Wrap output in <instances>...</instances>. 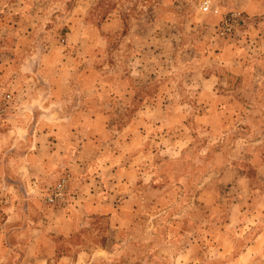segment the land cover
Wrapping results in <instances>:
<instances>
[{
	"label": "rangeland",
	"instance_id": "374dc122",
	"mask_svg": "<svg viewBox=\"0 0 264 264\" xmlns=\"http://www.w3.org/2000/svg\"><path fill=\"white\" fill-rule=\"evenodd\" d=\"M258 1L0 0V26L10 27L0 28V148H12L0 155L1 173L20 177L30 140L38 148H54L50 141L96 148L102 158L138 148L123 159L128 164L142 152L132 177L138 186H126L119 167L90 169L92 191L102 176L114 195L138 204L119 209L127 214L123 232L110 228L109 217L85 215L78 232L54 239L58 253L74 258L110 239L111 254L92 264H264ZM19 3L30 6L25 26L32 25L33 40L2 55L19 44ZM44 44L52 45L45 60ZM30 47L38 56L28 57ZM48 81L62 84L52 90ZM34 162L29 193L5 175L0 181V264H43L29 246L32 219L69 210L85 183L84 169L41 174ZM59 184L62 196L48 203ZM53 246L45 237L38 256Z\"/></svg>",
	"mask_w": 264,
	"mask_h": 264
},
{
	"label": "crops",
	"instance_id": "0c3cea01",
	"mask_svg": "<svg viewBox=\"0 0 264 264\" xmlns=\"http://www.w3.org/2000/svg\"><path fill=\"white\" fill-rule=\"evenodd\" d=\"M259 4H257V8L262 5H264V1L260 0L258 1ZM18 7L22 8V11H20V15L18 16L16 20V37L15 40L18 41V46L13 49L9 50L8 48L4 52H2V55H15V52L17 49L20 50L21 46L25 49L26 44H22V42H29V44L32 42L33 37L32 32L29 31L30 28H32V25L30 24L28 30H26L25 23L29 21L28 17L30 14V6L27 5H21L18 4ZM28 12V15L27 13ZM37 15L38 13L35 12ZM34 13V14H35ZM259 13V12H256ZM81 19V18H80ZM26 20V21H25ZM71 21L73 23H79V16L77 14H74V16L71 18ZM15 26V25H14ZM0 28L10 29L7 25H2ZM34 29V28H33ZM72 29V28H71ZM1 30V29H0ZM73 30V29H72ZM45 33H48L46 31ZM27 34V35H26ZM1 35V33H0ZM66 36H71V34H67ZM42 52H40L41 59H46L50 56V53L52 51V45L48 46L47 44L41 45ZM30 51H28L27 55L28 57L37 55L35 53V49L32 47L29 48ZM57 56V54H56ZM55 56V57H56ZM36 58V57H35ZM37 59V58H36ZM35 63V62H34ZM2 68H5V65L1 66ZM33 67V65H32ZM32 72H35L36 68H31ZM25 73H29L28 71ZM19 74V73H18ZM48 80V79H47ZM45 80V81H47ZM46 83V82H45ZM50 87H52V90L56 88L58 85H61L62 83H50L47 82ZM97 118L95 116H92V122L96 121ZM50 141V139H48ZM85 140H82L84 142ZM2 144V141H0ZM51 142V143H50ZM50 144L54 145V148H38L37 146V140L32 142L30 140V146L32 148H27V159L24 161L23 164L18 165L20 168V171L22 172L19 178H13L9 177V174L7 173H1V170L4 169V167L0 166V181H2L5 177L7 179L13 180V184L19 185L18 188H22V185L26 191V193H29V185L33 181V178H36V175L31 173V170L33 169V159L37 158L38 162L36 163L37 169H40V173L43 174V171L45 174H48L51 170L61 169L64 171L73 169H84V173L86 175L85 177V183H81L80 185V195H78V199L75 201V204L70 206L69 210H62V211H48L46 214L38 216V223L35 224V220L32 219V226L29 227V234H28V241L30 243V248L33 246V256L35 258V261L38 259H41L44 261L43 264H48L50 261H53L54 264H71L70 261L72 260V264H92L94 259L104 256H109L111 254L112 248L114 247L113 242H110V239H108L106 245H101L95 247L92 252L81 250L78 251L77 254H74V258L70 256L69 252L65 253H58L57 252V245H56V238L60 236L64 237H71L72 234L78 232L81 228V224L83 223V219L86 218L85 215H98L100 217H109L110 219L114 220V224L112 227L114 232L117 233L119 231L123 232L125 226L122 224V218L120 217H127L126 213L118 214V211L122 206H129L131 205L133 211H136V206L138 204L134 201L135 204H130L132 202L133 197L129 194H121L123 198H119L116 195H114L113 190H110L109 184L106 185L105 180L102 178V176L99 178L100 180L97 181L99 183L100 190L97 192L92 191L93 187L95 186L96 178L90 177V174L93 173L91 167H98L100 169L105 168H121L122 178L127 186L133 185L138 186L141 182L138 183H132V177L133 174L136 172L137 169H139L142 165L139 164L137 161L138 158L142 155L141 153H136L135 156L131 158V162L128 163H122L123 159L129 156L131 152L137 151L138 148H122L123 152L122 154H119V151L114 152V155L110 158H102L99 154L100 151L96 148H57V143L55 141H50ZM12 148H0V155L6 154L8 151H10ZM128 149V152H127ZM135 149V150H134ZM44 150V151H43ZM42 152L45 153V158L42 157ZM118 155V156H117ZM122 155V156H121ZM145 155V154H144ZM122 157V158H121ZM121 158V160L119 159ZM106 160H108L106 162ZM33 161V162H32ZM3 163V162H2ZM137 168V169H136ZM90 170V171H89ZM89 172V173H88ZM5 175V177H4ZM39 176V175H38ZM90 177L89 181L88 178ZM15 179V180H14ZM135 199L139 202V200H142V196H140V199L138 197V194L135 195ZM162 199V198H161ZM119 200V201H118ZM27 217H30V214L28 213L26 215ZM41 222V226H40ZM35 224V225H34ZM134 223L130 224V226L127 228L128 230H132L131 227H133ZM39 235V237H37ZM48 239L49 243H53L54 246L52 249H50V252L44 253L42 256H38V250L39 252L43 251L42 249H39L41 245L44 244V239ZM55 239V240H54ZM41 240V242H39ZM107 244H111L110 250H107ZM3 248V246H2ZM46 255V256H45ZM86 257V258H85Z\"/></svg>",
	"mask_w": 264,
	"mask_h": 264
},
{
	"label": "built area",
	"instance_id": "2783aa9c",
	"mask_svg": "<svg viewBox=\"0 0 264 264\" xmlns=\"http://www.w3.org/2000/svg\"><path fill=\"white\" fill-rule=\"evenodd\" d=\"M207 9V8H205ZM64 189V185L63 184H59L54 192L47 198V202L48 203H55L59 200V198L62 196V191Z\"/></svg>",
	"mask_w": 264,
	"mask_h": 264
}]
</instances>
